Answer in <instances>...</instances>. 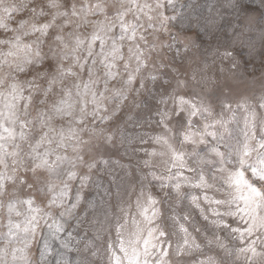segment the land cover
<instances>
[{"label":"clouds","instance_id":"clouds-1","mask_svg":"<svg viewBox=\"0 0 264 264\" xmlns=\"http://www.w3.org/2000/svg\"><path fill=\"white\" fill-rule=\"evenodd\" d=\"M0 264H264V0H0Z\"/></svg>","mask_w":264,"mask_h":264}]
</instances>
